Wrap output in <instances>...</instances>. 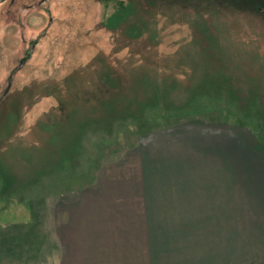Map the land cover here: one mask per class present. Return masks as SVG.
Segmentation results:
<instances>
[{
    "label": "rangeland",
    "instance_id": "1",
    "mask_svg": "<svg viewBox=\"0 0 264 264\" xmlns=\"http://www.w3.org/2000/svg\"><path fill=\"white\" fill-rule=\"evenodd\" d=\"M42 1L0 0V224L61 192L113 260L264 264V0Z\"/></svg>",
    "mask_w": 264,
    "mask_h": 264
},
{
    "label": "crops",
    "instance_id": "2",
    "mask_svg": "<svg viewBox=\"0 0 264 264\" xmlns=\"http://www.w3.org/2000/svg\"><path fill=\"white\" fill-rule=\"evenodd\" d=\"M16 201L19 198L15 197ZM62 198L57 200L50 199V211L44 224L24 225L26 221L18 219L13 224L3 226L0 224V264H128L131 255L125 252H119L120 261L116 255V260L111 258V253L107 250L110 244L112 233L105 231L102 225L88 224L85 214H81V210L77 212L72 209L65 210L59 206ZM57 201V203H56ZM63 201V200H62ZM22 209V208H20ZM46 210V209H45ZM44 210V213H45ZM24 211H27L24 209ZM84 211V210H83ZM19 212V210L17 211ZM9 214V212H7ZM22 217V216H20ZM30 217H32L30 215ZM27 237L31 235L32 240L14 243L12 241L13 234L18 231ZM10 234L11 237L6 236ZM107 235H106V234ZM5 239H4V236ZM113 243L120 249H124L127 240L120 242V238L116 235L113 237ZM46 240V241H45ZM12 241V242H11ZM45 241V242H44ZM32 242V243H29ZM11 246H18L16 249ZM31 254L28 256H11L14 254ZM134 258V256H132ZM21 259V260H19ZM215 258H211L210 262H214ZM26 261V262H23ZM133 263V262H132ZM131 263V264H132Z\"/></svg>",
    "mask_w": 264,
    "mask_h": 264
},
{
    "label": "trees",
    "instance_id": "3",
    "mask_svg": "<svg viewBox=\"0 0 264 264\" xmlns=\"http://www.w3.org/2000/svg\"><path fill=\"white\" fill-rule=\"evenodd\" d=\"M230 6H233V5H230ZM230 6H228V7H230ZM234 7H237V6H234ZM247 8L248 9H245V10H248L249 12H251L250 14H253L254 16H257L258 15L259 17H261V20H264V8H262V7H260V9L255 8V7H247ZM240 10H243V9H240ZM144 75L147 77V79L149 78L148 80H152L153 82L156 81V79H152L146 73ZM109 76L112 78V73ZM106 88H107V91L106 90L104 91V93H106V94H110V95L114 94V89L116 88L119 91L118 92V95L127 96V97L130 96L129 93H128V91H127V89H125V88H121V87L119 88V87H116V86H115V88H111L110 86H108ZM119 102H120L119 104H123L122 101H119ZM113 104L114 103H112V104L109 103L110 107L108 106V103L107 104H103V107L106 106V109L108 110V112H113L114 111ZM119 104L116 103V106H118ZM129 104L133 108V103L129 102ZM176 110H178V109H176ZM180 111H181L180 112L181 114H183V112H185L184 110H180ZM64 195L65 194H62L61 192H59L57 196H59V198H62L63 199L64 198Z\"/></svg>",
    "mask_w": 264,
    "mask_h": 264
},
{
    "label": "flooded vegetation",
    "instance_id": "4",
    "mask_svg": "<svg viewBox=\"0 0 264 264\" xmlns=\"http://www.w3.org/2000/svg\"><path fill=\"white\" fill-rule=\"evenodd\" d=\"M46 0H43L42 2H41V4L43 3V2H45Z\"/></svg>",
    "mask_w": 264,
    "mask_h": 264
}]
</instances>
